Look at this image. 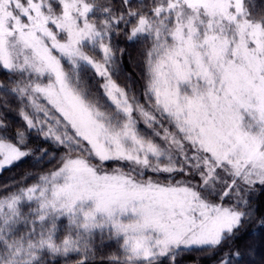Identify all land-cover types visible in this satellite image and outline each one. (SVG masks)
<instances>
[{
	"label": "snow or ice",
	"instance_id": "6c2138e0",
	"mask_svg": "<svg viewBox=\"0 0 264 264\" xmlns=\"http://www.w3.org/2000/svg\"><path fill=\"white\" fill-rule=\"evenodd\" d=\"M202 262L264 264V0H0V264Z\"/></svg>",
	"mask_w": 264,
	"mask_h": 264
},
{
	"label": "trees",
	"instance_id": "16d2710c",
	"mask_svg": "<svg viewBox=\"0 0 264 264\" xmlns=\"http://www.w3.org/2000/svg\"><path fill=\"white\" fill-rule=\"evenodd\" d=\"M195 258H196V257H195V255H194V254H193L192 256H189V259H190V260H193V261H194V260H195ZM202 264H203V262H202Z\"/></svg>",
	"mask_w": 264,
	"mask_h": 264
},
{
	"label": "rangeland",
	"instance_id": "374dc122",
	"mask_svg": "<svg viewBox=\"0 0 264 264\" xmlns=\"http://www.w3.org/2000/svg\"><path fill=\"white\" fill-rule=\"evenodd\" d=\"M186 259L190 260L189 257H187Z\"/></svg>",
	"mask_w": 264,
	"mask_h": 264
}]
</instances>
